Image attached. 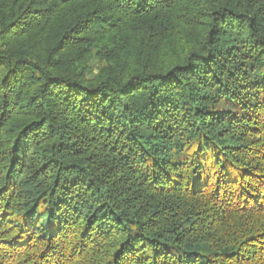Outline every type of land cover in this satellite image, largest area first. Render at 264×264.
<instances>
[{
  "label": "trees",
  "instance_id": "1",
  "mask_svg": "<svg viewBox=\"0 0 264 264\" xmlns=\"http://www.w3.org/2000/svg\"><path fill=\"white\" fill-rule=\"evenodd\" d=\"M0 264H264V0H0Z\"/></svg>",
  "mask_w": 264,
  "mask_h": 264
}]
</instances>
